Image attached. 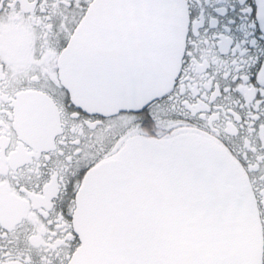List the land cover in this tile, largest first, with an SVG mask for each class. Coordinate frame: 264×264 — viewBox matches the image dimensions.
Returning a JSON list of instances; mask_svg holds the SVG:
<instances>
[{"label":"snow or ice","instance_id":"snow-or-ice-1","mask_svg":"<svg viewBox=\"0 0 264 264\" xmlns=\"http://www.w3.org/2000/svg\"><path fill=\"white\" fill-rule=\"evenodd\" d=\"M0 264H264V0H0Z\"/></svg>","mask_w":264,"mask_h":264}]
</instances>
